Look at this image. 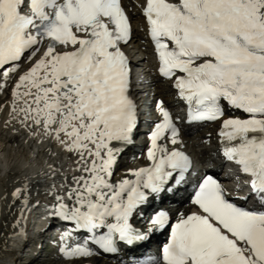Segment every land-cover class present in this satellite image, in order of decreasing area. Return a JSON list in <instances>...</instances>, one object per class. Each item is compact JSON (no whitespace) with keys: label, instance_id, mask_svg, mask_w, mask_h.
Wrapping results in <instances>:
<instances>
[{"label":"snow or ice","instance_id":"6c2138e0","mask_svg":"<svg viewBox=\"0 0 264 264\" xmlns=\"http://www.w3.org/2000/svg\"><path fill=\"white\" fill-rule=\"evenodd\" d=\"M142 14L159 73L174 78L188 122H221L222 155L250 178L261 208L230 202L221 184L205 176L191 201L202 214L181 216L160 256L141 264H264V0H146ZM131 37L122 0H0L5 81L47 42L14 85L11 115L32 138L76 157L72 171L79 175L54 181L47 193L51 217L72 226L61 236L60 252L68 260L91 257L90 245L116 254L120 245L130 248L167 228L163 210L152 214L148 233L131 220L142 217L150 200L180 186L192 167L185 152L168 147L181 143V129L161 103L162 121L148 137L149 166L113 182L137 127L131 67L122 50ZM57 172L52 167L50 174ZM28 187L11 193L21 202L20 219L29 211ZM68 240L76 242L69 247Z\"/></svg>","mask_w":264,"mask_h":264},{"label":"bare ground","instance_id":"6f19581e","mask_svg":"<svg viewBox=\"0 0 264 264\" xmlns=\"http://www.w3.org/2000/svg\"><path fill=\"white\" fill-rule=\"evenodd\" d=\"M141 3L142 0H140V6L136 7L131 0H122V5L125 7L129 16L133 20V41H137L134 44V48L137 52H135L134 54L133 51H129L132 67L130 96L134 100L137 109H139L140 102H143L148 98L147 96H152V98L154 99L160 98L163 101V105L168 108L172 106L173 101L176 100L173 94L167 93L171 90V81L167 80L164 83L157 82L158 77L153 72H151L149 65L147 64V59L150 57L142 53L143 51L145 53L150 54L151 51L148 45L146 44L147 31L144 27L142 14L143 8ZM140 41H145V45L139 44L138 42ZM139 52H141V55L137 56V53ZM42 55L43 51H39L37 53L36 57L31 60L30 65L27 67V71L42 57ZM22 65L23 62L20 63L19 70L16 73L12 74L7 79V81H5V78L3 77V75H1L3 77L2 83L6 85L4 88V93L7 90L8 83L10 82V78L12 76H17V80L14 81L11 86L9 85V88L11 87L10 89H12V87L14 88V85L18 81L19 76L26 73L23 72V70L21 69ZM136 67H142V76L146 78V80L142 83H138L136 81ZM144 94L147 95L143 98ZM146 117L147 116H145V118ZM16 121L18 120H13L14 124L17 125ZM14 130L15 131H11V135H8L5 140L0 141V158L1 163H3V166L0 167V171L2 172L1 174L4 176L3 178L9 180L8 183L10 191H13L17 187H23L25 184L29 186L28 191L24 193V195H27L29 197L28 207L37 204L40 199H43L39 198L41 197V195H43L40 190H43V188L48 186L50 183L61 180L63 176H67L70 178L73 175H79V173H75L72 171V169L76 167V157H70V155L66 151H63L60 146L56 145L52 141L46 140L43 137L35 139L32 138L25 129L21 131V129L16 130L15 128ZM208 132L211 133L209 136L207 134ZM214 134V128L211 124L210 128H208L206 132H202L201 135L197 136L196 140L193 141L194 146H197L198 144L203 146L202 150H200L199 148L198 150L196 147V150L200 157L206 156L207 154H209V150H212L209 149L210 145L207 144L216 143V137ZM8 140L9 142L13 143V145L11 146L15 145L16 149L24 148V150L27 152L26 158L24 159L26 161L24 163L22 161V163H18L17 160L19 159H15V162L17 161V164H19L16 165V163H13V161H8L2 158V155H4L2 153L5 151L7 143H9L7 142ZM136 142L137 141H135L134 144H136ZM141 143L142 145H146L147 138L141 139ZM170 146L173 147L172 144ZM130 147L131 144L126 145L125 150ZM138 149L140 150L141 147H138ZM124 153L125 152H123L122 154ZM137 160L138 162H135L134 159L125 158L123 155H120L118 163L114 170L113 182L125 178L129 170H135L141 167L149 166V161L146 159L145 154H142V157ZM52 167L59 169V172H57L55 175H51L50 173ZM127 178L131 179L132 177L128 176ZM175 193L176 192L173 191V189L172 191H166L161 193L154 200H150L149 206L145 209H147V212H149V210L151 209L163 210L169 215L170 219L176 217L180 212V209L177 211L176 209L168 207L165 204L157 206V202H161L162 199L168 194L175 195ZM3 205L4 207H1L3 209L0 210V217H2L0 218V264H9L12 262H16L18 259H22L21 251L25 250L26 245H32V251L30 252V255L26 257V260L23 264H63L64 262H66V260L71 261L70 264H113V260L119 258V256H114L108 260L105 259V262H103L102 257L95 255H92L88 258L75 260L65 259L61 254L60 250L53 252V248L51 247L52 243L43 247L44 239L45 237H47V235H49L43 228L38 233L34 234L32 238H30L29 236L26 237V235H24V229H22L21 227L22 219H20L19 217V212L22 205L20 201L13 202L11 192L7 196L6 202ZM146 216L148 215L144 212L141 219H148L150 215L148 217ZM17 221H19L18 224ZM21 234L24 237L22 239H20L22 237ZM76 235L78 237L81 236L80 233ZM161 235H163V230L148 233V239H146L143 243H140V247L136 246V244L130 248L125 246L122 248V252L123 254H125V256L135 255L140 257L144 253H151V255H153L155 252L153 241L156 240L157 237H161ZM61 247L62 245H60V249Z\"/></svg>","mask_w":264,"mask_h":264},{"label":"rangeland","instance_id":"374dc122","mask_svg":"<svg viewBox=\"0 0 264 264\" xmlns=\"http://www.w3.org/2000/svg\"><path fill=\"white\" fill-rule=\"evenodd\" d=\"M132 1V3H134V5L136 6V7H139L140 6V0H131ZM134 40V38L132 37L131 38V40H130V42H129V44L128 45H126L125 46V48L127 49L126 51L128 52V51H133V53L135 54V52H137L136 51V49L134 48V44L137 42V41H133ZM145 41H140V42H138L139 44H144L145 45V43H144ZM140 53V54H139ZM139 53H137V56H139V55H141V52H139ZM142 53L143 54H146V55H148V57H150L149 55V53H145V52H143L142 51ZM150 58H148V60H149ZM30 65V62H27V61H25L24 63H23V65L21 66V69L23 70V72H27V67ZM1 76V75H0ZM17 80V76H12L11 78H10V82L8 83V87H7V90H6V92L4 93V89H3V91H0V141H2V140H5L6 139V137L9 135H11L10 133H11V131H15L14 129L16 128V130H18V129H21V131H23L24 130V128L21 126V124L20 123H18L19 121H16V123H17V125L16 124H14V122H13V118H12V115H11V105H12V103H13V101H11L12 100V97H11V93H12V89H13V87H12V89H10L9 88V85L11 86L12 85V83L14 82V81H16ZM3 81H1L0 80V84H4V83H2ZM11 97V98H10ZM4 101V102H3ZM3 102V103H2ZM11 102V103H10ZM10 122V123H9ZM20 124V125H19ZM23 128V129H22ZM204 132H206V131H204ZM180 139L182 138L183 139V137H179ZM197 138V137H196ZM134 139L136 140H139L138 138H136V137H134ZM181 139V140H182ZM196 140V139H195ZM7 142H9V140L7 141ZM10 144V145H9ZM11 145H13V143L12 142H9V143H7V146H6V149H5V151L2 153V154H4V155H2V158H4V159H6V160H10V161H13V163H16V165H19V164H17V161H18V163H24L26 160H24L25 158H26V151L24 150V148H22V149H16V147H15V145L14 146H11ZM199 146V148L200 147H202L203 148V146H201L200 144H198ZM189 148H194L193 146H192V144L191 145H189ZM11 149V150H10ZM14 149V150H13ZM17 151V152H16ZM16 152V153H15ZM22 153V154H21ZM15 159L17 160V159H19V160H17L16 162H15ZM22 159V160H21ZM22 161V162H21ZM3 166V163H1V158H0V167H2ZM2 172L0 171V210L1 209H3V208H1L2 206L4 207V205L3 204H5V202H6V199H7V196L9 195V193L11 192L12 193V191H10V189H9V183H8V179H6V178H3L4 176L1 174ZM7 180V181H6ZM4 181V182H3ZM6 181V182H5ZM3 184V185H2ZM8 184V185H7ZM5 185H7V186H5ZM5 186V187H4ZM6 189V190H5ZM4 191H6V192H4ZM8 194V195H7ZM3 201V202H2ZM0 218H2V217H0ZM31 248V247H30ZM25 252H27V250H25ZM103 262H105V259L103 258ZM70 264L71 263V261H67L66 260V262H64L63 264ZM43 264V263H42ZM59 264V263H58ZM80 264H84V263H80Z\"/></svg>","mask_w":264,"mask_h":264}]
</instances>
